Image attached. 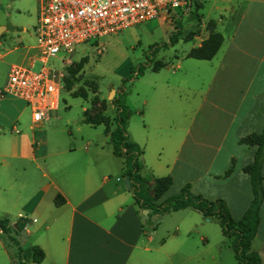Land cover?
<instances>
[{"label": "crops", "instance_id": "crops-1", "mask_svg": "<svg viewBox=\"0 0 264 264\" xmlns=\"http://www.w3.org/2000/svg\"><path fill=\"white\" fill-rule=\"evenodd\" d=\"M206 1L199 0V9ZM37 6L38 0L36 10ZM210 8L215 17L209 18L208 9L199 15L198 21L190 20L186 32L193 30L188 37L191 43L173 50L175 63L166 83L171 99H144L134 111L143 124L137 125V119L131 121L130 114L126 133L130 141L142 148L139 173L171 178V184L155 203L188 184L194 194L222 199L231 217L237 220L252 199L249 175L244 168L251 163L255 150L254 145L241 140L259 133L264 126V0H212ZM6 29L0 27V47ZM211 31L222 36L215 54L208 60L186 58L185 53ZM17 39L15 46L0 52V57L12 55L16 61L9 66L31 67L35 60L45 63L47 58L40 57L36 42L25 45ZM6 77L0 87V104L6 99L9 103L20 100L2 94ZM144 150L154 151L156 156L145 157ZM74 151L32 149L17 138L0 151L1 165L9 166L10 161L5 158H10L17 171L25 173L26 164L31 162L48 180L23 199L16 210L18 217L27 220L23 230L27 240L43 251L37 264H154L159 246L146 233V217L123 183L122 159L113 155L111 148ZM36 152L44 169L37 163ZM228 168L230 171L225 174ZM261 176L264 193V154ZM10 181L16 183L17 179L12 177L1 184L2 192L6 187L14 188ZM23 185L20 182L15 186L13 197L8 198L11 205L19 199L18 190ZM169 190L175 193L164 196ZM261 206L250 250L264 264V200ZM185 208L200 213L195 208ZM0 213L4 216L11 212L1 204ZM200 215L202 220H211ZM200 239L207 241L204 234ZM183 247L167 245L166 252L163 251L165 264H172L177 252L191 258L192 250ZM203 251L196 252L200 255ZM208 256L214 259L211 251ZM0 264H12L2 240Z\"/></svg>", "mask_w": 264, "mask_h": 264}, {"label": "rangeland", "instance_id": "rangeland-1", "mask_svg": "<svg viewBox=\"0 0 264 264\" xmlns=\"http://www.w3.org/2000/svg\"><path fill=\"white\" fill-rule=\"evenodd\" d=\"M211 1L207 0L199 9V0H191L188 2L186 12H179L178 15H161L154 20L128 26L98 37L94 42L75 45L71 53L60 50L54 57H48L44 64L35 60L30 67L32 71H39L44 66L53 71L55 80H59L57 108L49 111L45 120L33 124L30 109L22 100L15 102L11 100L12 104L7 99L2 100L0 151L3 152L14 138L20 143L24 140L32 149L44 147L55 151L57 148H65L73 149L75 153L100 147L110 150L111 145L108 136L103 132V125L91 126L81 122L82 110L86 108L90 115L97 111L102 113L110 128L113 125L114 108L109 102L115 96L119 103L131 111V121L137 119L136 124L142 125L134 111L144 99H171V93L166 91V83L175 63L172 57L175 52L173 50H181L191 43L188 37L193 30L186 32V28L190 20H193L191 17L194 13L203 15L209 9V18L215 17L214 11L210 8ZM36 3L37 0H0V27H7L0 52L15 46L18 42L17 37L22 44H35L31 27L36 21ZM174 22L180 29L176 38L181 40L164 47L161 44L168 43L170 33L175 31ZM146 58L150 60L149 66H143ZM156 60L164 63V66L153 70L151 65ZM13 62L16 61L12 55L0 57V87L5 80L9 64ZM68 82L69 89L65 87ZM112 90L114 92L109 100L107 97ZM75 93L78 96H73ZM144 154L145 157L156 156L151 150H144ZM12 160L5 158V161H10L7 167L0 164V185L6 184L9 178L17 179L16 183L10 181L14 188L6 187L4 192L0 190V205L11 212L4 215L11 225L19 220L16 210L20 202L48 181L33 163L26 164L25 173H21L17 171L18 168ZM37 163L45 168L40 158L37 159ZM97 165L98 163H93V166ZM20 182H24V187L18 190L19 199L11 205L8 198L13 197L15 186ZM174 193L173 190H169L164 196ZM143 227L159 246L154 264H165L163 251L166 252L167 245L174 244L184 245L183 249L192 250L193 255L187 258L177 252L171 259L172 264H239L234 259L231 248L226 247L227 240L221 235L217 221L202 220L200 213L192 212L189 208L166 212L158 218L153 214ZM188 230L191 231L186 233ZM203 234L207 241L200 239V235ZM22 237L26 240L25 245L30 244L25 233H22ZM197 250L204 251L199 255ZM209 251L213 253V260L208 256Z\"/></svg>", "mask_w": 264, "mask_h": 264}, {"label": "trees", "instance_id": "trees-1", "mask_svg": "<svg viewBox=\"0 0 264 264\" xmlns=\"http://www.w3.org/2000/svg\"><path fill=\"white\" fill-rule=\"evenodd\" d=\"M191 18L198 21L199 15L194 13ZM173 28L175 31L170 33L168 43L161 44L162 46H170L177 41L176 37L180 33V29L175 22L173 23ZM221 42V34L217 31H211L206 38L200 41L199 45L191 47L185 53V57L208 60L215 54ZM148 59L146 58L143 66H149L150 60ZM163 66L164 63L156 60L151 65V68L158 70ZM69 85L70 83L68 82L65 87L69 89ZM73 96H78V94L75 93ZM80 97L84 98L83 96ZM109 103L114 108L113 125L110 128L107 125V119L102 113L97 111L90 115L86 108L82 110L81 122L91 126L103 125V132L108 135L112 154L123 158L122 175L129 179V191L132 194L135 205L140 209L150 210L146 215L145 223L148 222L153 214L158 218L166 212L176 211L185 207L195 208L203 217L217 221L221 235L227 240V244L238 262L241 264H260L258 254L250 250V242L255 234L259 221L260 206L264 200L261 184L264 126L259 133L250 134L247 138L241 140V142L255 146L253 159L244 168L249 175L252 199L242 216L235 220L231 217L222 199H207L199 194H194L190 192L188 184H184L177 194L155 203L154 200L171 184V178L169 176L154 177L153 175H141L139 173L142 167L139 161L142 149L138 144L130 141L126 133V122L131 111L125 105L119 103L115 96ZM229 171L230 168L225 171V174ZM26 221V219L19 217V220L13 226L7 218L0 217L1 240L12 264H37L43 258V251L39 246L35 244L25 245L22 241V233Z\"/></svg>", "mask_w": 264, "mask_h": 264}, {"label": "built area", "instance_id": "built-area-1", "mask_svg": "<svg viewBox=\"0 0 264 264\" xmlns=\"http://www.w3.org/2000/svg\"><path fill=\"white\" fill-rule=\"evenodd\" d=\"M187 0H38L33 26L36 48L42 59L54 57L60 50L71 53L73 47L94 42L98 37L128 26L186 12ZM44 64L43 60H41ZM59 80L42 66L32 71L28 65L11 64L3 95L22 100L30 109L33 124L48 116L58 104Z\"/></svg>", "mask_w": 264, "mask_h": 264}, {"label": "water", "instance_id": "water-1", "mask_svg": "<svg viewBox=\"0 0 264 264\" xmlns=\"http://www.w3.org/2000/svg\"><path fill=\"white\" fill-rule=\"evenodd\" d=\"M113 92H114L113 90L110 91V93H109V95H108V97H107L109 100L111 99V95L113 94ZM123 183H124V185H125V187H126L127 189L130 188V185H129V179H128L127 177L124 178ZM146 213H147V209H142V210H141V215H142L143 217H146ZM13 226H14V224H13Z\"/></svg>", "mask_w": 264, "mask_h": 264}]
</instances>
